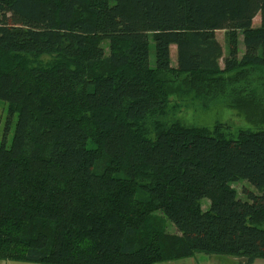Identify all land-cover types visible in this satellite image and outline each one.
<instances>
[{"label":"trees","instance_id":"trees-1","mask_svg":"<svg viewBox=\"0 0 264 264\" xmlns=\"http://www.w3.org/2000/svg\"><path fill=\"white\" fill-rule=\"evenodd\" d=\"M217 99L264 121V0H0V261L264 259V130L168 118Z\"/></svg>","mask_w":264,"mask_h":264},{"label":"rangeland","instance_id":"rangeland-1","mask_svg":"<svg viewBox=\"0 0 264 264\" xmlns=\"http://www.w3.org/2000/svg\"><path fill=\"white\" fill-rule=\"evenodd\" d=\"M260 23H261L260 15H257L253 21V24L254 26H258L260 25ZM216 34H217V38L224 46V52L226 53L225 31L218 30ZM239 43H240V52L243 53L245 49L243 42V34H240ZM176 51H177L176 45H172L171 57H172L173 65L176 64ZM150 56L152 60V65H154L156 56H155V42L153 40H151ZM221 62L223 64V61ZM261 108H264V104L261 105ZM168 118L180 119L187 125L205 126L211 128L217 123L227 124L228 134L230 138H235L236 133L240 129H245L253 132L264 130V121L248 120L244 112L229 107L228 105L225 104L223 99H217L213 101L211 105L206 108H203L199 103L194 106L184 107L175 113H171L168 116ZM17 120H18V112L11 111L8 101L0 100V144H2L3 142L8 146L11 144L15 134ZM233 186L237 189L238 197L244 200L250 199L249 198L250 192L258 191V188L246 179H241L234 182ZM201 203L204 209H208L210 206L209 198L202 199ZM168 230L171 232H177V228L172 223V221H168ZM200 254L198 255L202 256L201 258H204V260L210 259V264H212V260L214 259V256H228V255H215V254L208 255L205 253H200ZM13 262H15V264L32 263L26 261H13Z\"/></svg>","mask_w":264,"mask_h":264},{"label":"crops","instance_id":"crops-1","mask_svg":"<svg viewBox=\"0 0 264 264\" xmlns=\"http://www.w3.org/2000/svg\"><path fill=\"white\" fill-rule=\"evenodd\" d=\"M198 254H200V253H198ZM198 254H196L192 257H187V258L168 261V262H162V263H158V264H210V259L204 260V258H201L202 256H199ZM208 255H210V254H208ZM215 255H217V254H215ZM198 257H200V258H198ZM0 264H15V262H13V261H0ZM31 264H36V263H31ZM212 264H243V263H241V260L238 257L228 255V256H214V259L212 260ZM253 264H264V259L259 258Z\"/></svg>","mask_w":264,"mask_h":264}]
</instances>
